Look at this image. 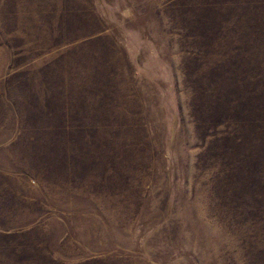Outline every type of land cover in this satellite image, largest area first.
<instances>
[{"label":"rangeland","instance_id":"obj_1","mask_svg":"<svg viewBox=\"0 0 264 264\" xmlns=\"http://www.w3.org/2000/svg\"><path fill=\"white\" fill-rule=\"evenodd\" d=\"M0 264H264V0H0Z\"/></svg>","mask_w":264,"mask_h":264}]
</instances>
